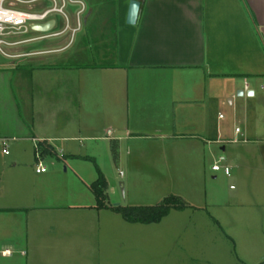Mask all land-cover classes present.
<instances>
[{"label": "crops", "instance_id": "1", "mask_svg": "<svg viewBox=\"0 0 264 264\" xmlns=\"http://www.w3.org/2000/svg\"><path fill=\"white\" fill-rule=\"evenodd\" d=\"M81 1L73 38L66 32L32 46L25 45L39 40L20 39L2 52L9 60L0 59V136L13 145L0 150V264H93V246L101 250L105 239L101 212L113 220L96 207L84 162L106 176L104 140L119 163L136 160L133 170L147 141L170 160L179 141L193 151L211 153L212 143L225 151V117L213 120V107H251L264 89V0H142L135 25L127 23L131 0ZM77 5L68 13L73 26ZM94 55L101 62H82ZM26 65V76H17L21 93L28 89L21 107L13 85ZM236 134L254 137L249 127ZM40 162L46 172H37Z\"/></svg>", "mask_w": 264, "mask_h": 264}, {"label": "rangeland", "instance_id": "2", "mask_svg": "<svg viewBox=\"0 0 264 264\" xmlns=\"http://www.w3.org/2000/svg\"><path fill=\"white\" fill-rule=\"evenodd\" d=\"M14 2L23 9L39 5ZM78 9L79 5L69 3L67 12L73 15ZM52 17L57 18L59 23L64 21L62 15L55 14ZM42 34L44 32L30 31L15 40ZM54 40L56 38L39 40L25 46ZM98 49H93L92 52H97ZM0 59L9 60L1 51ZM82 62L99 63L101 59L94 55ZM29 70L26 65L15 71L13 86L21 107H25L24 96L28 89L21 93L17 76L22 78ZM251 101V107H236L237 104L213 107L212 119L216 120L219 113L223 114L226 138L237 140L225 142V151L221 150V144L216 143H212L211 153L208 150L200 152L199 147L198 151H193L179 141L176 159L170 160L151 152L155 147L148 149L152 145L147 141L142 144L147 152L139 157V165L133 170L131 163L136 160L132 156L122 157L119 163L114 144L109 139L104 140L110 157H100L99 163L104 166V171L105 168L108 169L106 176L114 187V192L110 185L108 188V202L111 205L116 206L115 202H119L122 206H155L167 198L179 197L188 207L183 210L172 209L160 222L150 224L128 222L122 214L111 208L108 209L113 221L109 223L103 215L107 212L102 211L101 231L105 239L101 242V250L93 246L94 255L90 257L93 264H99L97 259H101L100 256L106 260V263L103 261L104 264L264 262L261 259L264 238L259 237L260 230L258 231L264 227V204L257 205L258 201L264 202V89H259L257 96ZM244 109L249 112L246 117H243ZM237 127L243 130L249 127L253 133L251 136L254 137L247 138L249 140L246 142L241 141L243 137L236 134ZM11 143L10 146L13 145ZM133 147L135 148V144ZM1 148L2 146L0 150ZM221 155L226 157V163L231 167L230 176L224 171L212 169L213 163ZM52 156L45 162L56 158L53 154ZM108 161L109 167L106 166ZM84 163L90 165L91 174L83 177L90 183L88 189L93 193L90 186L98 179V170L93 161ZM92 197L96 199L95 195ZM108 234L110 240H107ZM90 243L94 244L92 241Z\"/></svg>", "mask_w": 264, "mask_h": 264}, {"label": "built area", "instance_id": "3", "mask_svg": "<svg viewBox=\"0 0 264 264\" xmlns=\"http://www.w3.org/2000/svg\"><path fill=\"white\" fill-rule=\"evenodd\" d=\"M13 1L39 5L31 7V9H23L13 4ZM48 3V5L46 4ZM69 3L80 4L82 8L77 12V23L73 26L71 18L68 15L67 7ZM85 4L81 0H0V51L5 53L4 45L11 46L23 41L30 40H43L51 37L60 36L66 32H70L72 38L81 28V15L84 13ZM55 14L62 15L64 21L59 28V21L57 18L52 17ZM55 20V24L50 31L44 32L42 35L26 39L23 41L15 40L16 37L27 34L33 29L34 25L44 24L51 20ZM223 118V114L220 115ZM240 132V128L236 129ZM108 135H112V130H108ZM226 142H237V140H227ZM0 146H2L4 153H9L10 139L0 136ZM227 159L224 155L214 162L212 169L214 171H224L228 176L231 175V167L226 163ZM47 167L41 162L38 164L37 172H46ZM5 256L12 255L11 250L2 252Z\"/></svg>", "mask_w": 264, "mask_h": 264}, {"label": "trees", "instance_id": "4", "mask_svg": "<svg viewBox=\"0 0 264 264\" xmlns=\"http://www.w3.org/2000/svg\"><path fill=\"white\" fill-rule=\"evenodd\" d=\"M50 147L47 146L45 152L54 153L53 149L48 150ZM98 170V179L91 184V189L96 197L98 209L111 208L112 210L120 213L123 217L131 223H158L165 216H167L172 209L183 210L188 207V204L182 201L179 197H171L165 199L159 205L155 206H122V205H111L108 202V188L109 183L106 176L96 164ZM261 264H264L261 263Z\"/></svg>", "mask_w": 264, "mask_h": 264}, {"label": "water", "instance_id": "5", "mask_svg": "<svg viewBox=\"0 0 264 264\" xmlns=\"http://www.w3.org/2000/svg\"><path fill=\"white\" fill-rule=\"evenodd\" d=\"M142 0H131L128 16H127V23L130 25H135L138 21L140 9H141ZM55 24V20H51L44 24H37L33 26V29L39 32H47L50 31ZM239 94H243V91H239Z\"/></svg>", "mask_w": 264, "mask_h": 264}]
</instances>
